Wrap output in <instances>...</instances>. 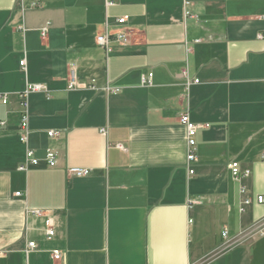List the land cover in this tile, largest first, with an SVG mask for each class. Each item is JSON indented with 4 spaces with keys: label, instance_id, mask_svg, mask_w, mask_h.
<instances>
[{
    "label": "crops",
    "instance_id": "0c3cea01",
    "mask_svg": "<svg viewBox=\"0 0 264 264\" xmlns=\"http://www.w3.org/2000/svg\"><path fill=\"white\" fill-rule=\"evenodd\" d=\"M122 17L133 42L107 55L97 36ZM28 85L47 93L23 144ZM0 95V264H264V0H0ZM185 113L202 127L190 163Z\"/></svg>",
    "mask_w": 264,
    "mask_h": 264
},
{
    "label": "built area",
    "instance_id": "2783aa9c",
    "mask_svg": "<svg viewBox=\"0 0 264 264\" xmlns=\"http://www.w3.org/2000/svg\"><path fill=\"white\" fill-rule=\"evenodd\" d=\"M128 21L127 17H122L116 21L117 25L119 26V29L115 32H111L108 29L101 35L97 36L96 43L97 45L102 48L107 55H110L114 52L116 48L125 49L129 46H131L133 42V35L130 31H127L123 29V27L126 25ZM48 35V28H45L41 32L42 38H46ZM21 67L25 69V61L21 62ZM184 75H186V72H184ZM152 78L153 74H149L148 76L142 77V85L144 87H149L152 85ZM195 84L199 83V80L194 81ZM80 87L79 80H78V74H77V68L74 64L70 65L69 67V74H68V88L69 90H75ZM117 92V91H116ZM35 93H47L46 89L42 85H28L26 90L21 93L20 99H21V107H22V117H21V123L19 128V138L21 143L27 144L28 136H29V114H28V98L30 95ZM0 102L3 105H7L9 103V96L8 95H0ZM180 123L186 128L187 131V149H188V155H187V161L190 163L192 161H195L196 159V136L197 132L201 126H198L191 122L189 114L185 113L180 119ZM5 124L1 123L0 127H3ZM49 137L55 136L54 132L48 133ZM27 162L29 165L36 166L39 164V160L35 157V154L33 151L28 150L27 154ZM46 161L48 165L51 168H55L58 163V156L53 151H48L46 154ZM231 175L233 179L240 181L242 179L248 178L251 175V172L248 170H242L241 165L238 162H233L229 166ZM26 166H21L19 168L20 171H26ZM71 174H73L77 178L86 177L90 174L89 170L85 169H72L70 171ZM241 194L244 197L243 200V207L241 208V212L245 211L246 206H249L253 203V200L249 198L247 195V190L243 186L241 187ZM16 196H21V193H17ZM256 203L259 205H264V195H259L256 197ZM33 216L38 219H42L44 223V232L45 236L48 240H51L55 238L56 236V229L54 224V219L50 216H48L46 213L42 211H34ZM224 238L227 237V233H223L222 235ZM38 249V245L36 242H30L27 247V252L35 251ZM52 259L53 264H61L63 260V252L61 250H54L52 252Z\"/></svg>",
    "mask_w": 264,
    "mask_h": 264
}]
</instances>
